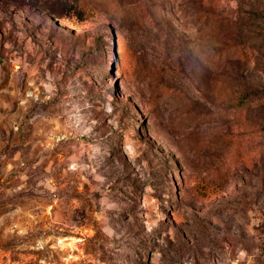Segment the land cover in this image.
I'll list each match as a JSON object with an SVG mask.
<instances>
[{"label":"rangeland","instance_id":"1","mask_svg":"<svg viewBox=\"0 0 264 264\" xmlns=\"http://www.w3.org/2000/svg\"><path fill=\"white\" fill-rule=\"evenodd\" d=\"M0 264H264V0H0Z\"/></svg>","mask_w":264,"mask_h":264}]
</instances>
